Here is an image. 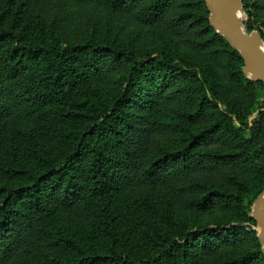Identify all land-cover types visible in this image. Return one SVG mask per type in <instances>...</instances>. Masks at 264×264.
<instances>
[{
	"label": "trees",
	"instance_id": "trees-1",
	"mask_svg": "<svg viewBox=\"0 0 264 264\" xmlns=\"http://www.w3.org/2000/svg\"><path fill=\"white\" fill-rule=\"evenodd\" d=\"M39 1L0 0V264H264L250 217L264 189V85L203 0H89L158 25L196 58L83 34ZM242 3L255 29L257 4ZM221 56L252 92L243 110L219 96ZM174 196L238 222L179 219Z\"/></svg>",
	"mask_w": 264,
	"mask_h": 264
},
{
	"label": "rangeland",
	"instance_id": "rangeland-1",
	"mask_svg": "<svg viewBox=\"0 0 264 264\" xmlns=\"http://www.w3.org/2000/svg\"><path fill=\"white\" fill-rule=\"evenodd\" d=\"M248 1H255L257 4V7L251 10L252 24L255 29L249 31H259L258 34H261L260 38L264 43V0H239L240 12L243 15L241 24L246 32L249 31L244 27V22L248 17L242 7V2ZM39 5L44 9H50L55 6V14L62 15L64 21L69 22L71 25L77 24L78 28H83V34L92 33L95 38H106L117 43H128L139 52L153 49L157 52L164 51L178 56H188L187 54H189L196 58L197 55L194 50L188 49L185 42L181 41L179 37L162 31L158 25L143 24L127 14L105 8L103 4L96 1L40 0ZM230 61V58L221 56L217 62L215 80L218 84L219 96L231 106L243 110L245 104L252 96V92L240 87L233 79L227 76L226 69L230 67ZM257 111L253 112L248 117V120L252 119ZM157 114L166 115L171 120L174 119L171 116L170 108L158 109ZM197 123L190 125L195 126ZM259 124L261 129L257 133L254 132L257 142H261L264 139V119ZM249 133L251 134L250 131ZM166 134L169 133H164L160 139L161 146L167 144ZM171 211L179 219L198 223L219 222L228 226L237 224L239 219L238 215L232 210L219 207L214 203L200 210L189 209L181 196H174L171 199ZM244 229L247 230V227L244 226Z\"/></svg>",
	"mask_w": 264,
	"mask_h": 264
},
{
	"label": "water",
	"instance_id": "water-1",
	"mask_svg": "<svg viewBox=\"0 0 264 264\" xmlns=\"http://www.w3.org/2000/svg\"><path fill=\"white\" fill-rule=\"evenodd\" d=\"M208 12V23L216 33L223 35L238 52L241 71L250 80H257L264 85V57L259 43L258 32H246L237 12L240 11L239 0H204ZM250 217L255 221L257 237L264 250V189L253 200Z\"/></svg>",
	"mask_w": 264,
	"mask_h": 264
},
{
	"label": "bare ground",
	"instance_id": "bare-ground-1",
	"mask_svg": "<svg viewBox=\"0 0 264 264\" xmlns=\"http://www.w3.org/2000/svg\"><path fill=\"white\" fill-rule=\"evenodd\" d=\"M237 15L240 18V22H242L241 21V19L243 18L242 13L240 11H238L237 12ZM259 49H260V52H261L262 56L264 57V43H263V41H260V43H259Z\"/></svg>",
	"mask_w": 264,
	"mask_h": 264
}]
</instances>
